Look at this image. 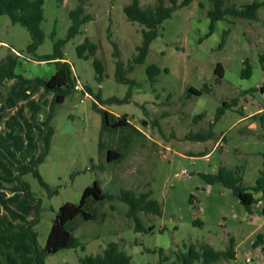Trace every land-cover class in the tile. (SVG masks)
Masks as SVG:
<instances>
[{"label": "rangeland", "instance_id": "obj_1", "mask_svg": "<svg viewBox=\"0 0 264 264\" xmlns=\"http://www.w3.org/2000/svg\"><path fill=\"white\" fill-rule=\"evenodd\" d=\"M131 1L89 0L85 14L91 20L82 24L80 32L63 47L80 88L55 107L50 121L53 134L49 151L38 166L49 187L42 185L33 172L23 175L36 201L41 202V220L35 226L39 247L46 246L60 206L79 203L85 188L94 181L98 180L112 197L97 204L96 218L83 219L75 229L84 248L48 254L46 264H81V257L102 252L112 241L121 243L132 258L130 264H155L160 260L161 248L171 253L195 243L224 251L231 246V239L235 257L222 258L214 264H264L263 203L249 212L230 188L221 183L209 185L200 175L216 173L222 165H240L244 185L252 186L263 168L264 154H240L235 134L232 142L221 139L240 118L239 109L262 99L264 7L259 8L256 20L228 16L217 21L209 35L210 0H193L179 7L151 42L145 62L134 64L127 73L130 80L120 82L112 40L118 44L126 67L143 40V26L129 21L124 12V6ZM165 1L170 4V0ZM252 1L227 0L226 4L241 6ZM157 2L140 0L144 7ZM78 3L79 0H45V39L35 55L27 52L32 41L28 29L13 23L8 15L1 16L0 58L12 49L29 59L52 53L55 41L67 37L72 24L69 13ZM86 37L98 45L97 55L106 66L103 77L96 72L92 57L81 58L77 53ZM246 59L253 68L249 78L241 76ZM20 60L18 72L27 78H49L56 67L53 61ZM219 63L225 74L217 82L215 70ZM150 64L161 68L155 83L147 73ZM206 84L212 87L210 93L188 95L189 88ZM86 86L93 94L82 92ZM245 89L252 91L246 95L242 93ZM5 92V87L0 86V130L9 142L0 144V154L19 173L22 159L29 161L47 147L46 121L53 95L42 84L22 79L13 81L9 93L4 95ZM96 95L104 104L101 106L117 115H128L141 131L134 136L122 163L107 159L111 141L102 130L101 113L93 107ZM233 99L237 105L215 122L223 102ZM199 114L204 117L195 121ZM212 122V139L185 138L189 132L209 128ZM101 141L105 143L103 150ZM124 189L137 193L152 190V198L161 203L162 214L139 213L147 227H154L153 231L135 230L134 220L127 215L129 206L120 199ZM36 201L24 193V187L14 177L0 173V215L5 220L33 218ZM197 219L203 224H195Z\"/></svg>", "mask_w": 264, "mask_h": 264}, {"label": "trees", "instance_id": "obj_2", "mask_svg": "<svg viewBox=\"0 0 264 264\" xmlns=\"http://www.w3.org/2000/svg\"><path fill=\"white\" fill-rule=\"evenodd\" d=\"M89 0H79L78 5L70 10V18L72 24L68 30L65 39H59L54 43V50L50 54H45L39 57H32L37 61H53L56 64L57 71L50 77L34 76L32 78L25 77L18 72V67L21 64V58L29 59L28 56L10 50L3 58H0V86L6 88L5 94H8V81L22 79L26 82L36 81L42 84L45 89L52 93L51 112L46 121L48 127L47 147L45 151L33 157L29 161L22 159L23 168L19 173L10 166V164L0 154V173H5L10 177H14L24 187V193L31 199L35 200L29 184L23 179V175L28 172H33L39 177L42 185L49 187L42 179L38 170V166L44 161L46 154L49 151L50 140L53 134L51 119L55 107L62 104L66 97L76 90V77L73 72L70 62L67 60L64 52V44L67 40L74 37L80 32L81 25L91 20V16L85 14V5ZM193 0H183L178 3L177 0H170L167 4L165 0H158L154 6H142L140 0H132L124 6V12L131 22H138L143 26L142 43L137 47V53L133 56L129 63V67L120 59L121 52L118 44L112 40L114 47L113 56L116 59V76L120 82H128L130 78L127 73L131 71L136 63L145 62L149 53L151 42L158 37L164 21L172 17L173 12L181 6H186L192 3ZM212 7L208 10V16L211 19L209 34L215 28V23L219 20L226 19L228 16L235 18H244L256 20L258 18V10L264 7V0H254L250 3L237 6L236 4H226L227 0H210ZM45 0H0V17L8 15L13 23H20L28 29L31 34L32 41L27 47V52L30 55H35L38 48L43 44L45 33L42 29V24L45 20L44 15ZM204 6V3L201 2ZM223 44V42H222ZM98 45L89 37H86L77 47V53L81 58H93V63L96 72L103 77L105 75L106 66L104 61L97 55ZM261 64L264 70V54L261 55ZM161 68L156 64H150L147 67V73L152 83L157 81V76L160 74ZM216 81L219 82L224 78V66L219 63L216 67ZM253 68L248 59L244 60V67L241 76L243 78L251 77ZM264 86V80H263ZM212 87L206 84L202 88L191 87L189 94L201 95L204 92L210 93ZM251 90L242 91L243 94H248ZM83 93H92V89L86 86L82 90ZM264 93V88L261 90ZM97 101L93 102V107L102 115V130L110 136V145L108 147L107 159L109 162L122 163L126 157L128 150L132 144L136 134L141 133L139 128L129 119L128 115H117L112 111L104 108L101 99L96 95ZM237 105L236 99L232 102L225 100L223 105L218 109L215 117V122L218 121L227 111L233 109ZM204 114H199L194 117L195 121L202 119ZM215 122L210 123L209 128L202 129L198 132H189L185 138L199 141H207L215 135ZM222 139L226 140L225 136ZM9 139L0 130V144L8 143ZM101 149L105 148L104 141L100 142ZM244 170L243 166L234 168L222 165L216 173L201 172L200 175L209 185L217 183L223 184L230 188L233 193L240 199L241 203L249 212L254 211V207L262 201L264 214V162L260 175L252 186L244 185ZM261 194V196H257ZM112 196L107 195L98 180L92 185L85 188L79 203L67 202L60 206L56 217L53 221L51 231L48 236L47 244L44 248L38 245V232L35 226L41 220V202L36 201L35 216L31 219H24L19 222L5 220L0 215V264H46L48 254L59 252L63 249L84 248L82 242L76 237L74 231L83 219H94L97 216V204L103 203L107 198ZM120 199L126 202L129 206L127 215L135 222V230L140 232L153 231L154 227H147L139 216L140 212L162 214V205L157 200L152 198V190L137 193L130 189L122 190ZM1 212V208H0ZM105 217V214L103 215ZM195 224L202 225V221L197 219ZM229 249L220 251L216 250L208 244H203L200 247L195 243L184 245V249H178L171 253H167L164 249H159L160 260L155 264H214L222 258H233L236 253L233 249V239H231ZM131 256L122 249L121 243L117 241L110 242L102 252L97 254L86 255L80 258L81 264H130Z\"/></svg>", "mask_w": 264, "mask_h": 264}, {"label": "crops", "instance_id": "obj_3", "mask_svg": "<svg viewBox=\"0 0 264 264\" xmlns=\"http://www.w3.org/2000/svg\"><path fill=\"white\" fill-rule=\"evenodd\" d=\"M28 60L32 61L33 59ZM34 61L38 63L48 62L33 60V62ZM56 71L57 68L54 67L51 72V76ZM15 80L7 82L9 86L7 91L8 93L10 90V85H12V82ZM261 98L262 99L259 100L258 103H252L253 106L250 107V105H246L244 106L245 110L244 108L239 109L240 118L233 125L232 129L222 135L226 137V141L232 142L233 135L235 134L237 139V141L235 142L237 144L236 146H238L241 150V152H239L240 154H242L243 152H249L250 154H264V93H261ZM257 196H259V194H257Z\"/></svg>", "mask_w": 264, "mask_h": 264}, {"label": "built area", "instance_id": "obj_4", "mask_svg": "<svg viewBox=\"0 0 264 264\" xmlns=\"http://www.w3.org/2000/svg\"><path fill=\"white\" fill-rule=\"evenodd\" d=\"M76 88H78V89H79V88H80V86H79V85H76ZM260 202H262V201H260Z\"/></svg>", "mask_w": 264, "mask_h": 264}, {"label": "water", "instance_id": "obj_5", "mask_svg": "<svg viewBox=\"0 0 264 264\" xmlns=\"http://www.w3.org/2000/svg\"><path fill=\"white\" fill-rule=\"evenodd\" d=\"M264 86L261 87V90H263Z\"/></svg>", "mask_w": 264, "mask_h": 264}]
</instances>
